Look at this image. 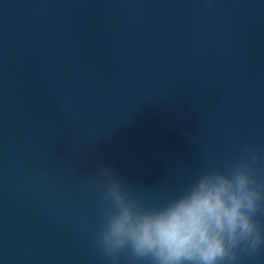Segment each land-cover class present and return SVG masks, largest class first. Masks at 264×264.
I'll list each match as a JSON object with an SVG mask.
<instances>
[{
	"label": "water",
	"instance_id": "obj_1",
	"mask_svg": "<svg viewBox=\"0 0 264 264\" xmlns=\"http://www.w3.org/2000/svg\"><path fill=\"white\" fill-rule=\"evenodd\" d=\"M249 150L264 184V0H0V264H111L103 167L156 208Z\"/></svg>",
	"mask_w": 264,
	"mask_h": 264
},
{
	"label": "clouds",
	"instance_id": "obj_2",
	"mask_svg": "<svg viewBox=\"0 0 264 264\" xmlns=\"http://www.w3.org/2000/svg\"><path fill=\"white\" fill-rule=\"evenodd\" d=\"M249 151L246 162L203 171L156 208L131 199L103 167V200L110 209L102 219L99 250L111 264L121 253L129 264H240L241 254L264 250V226L257 218L264 214V184L251 172L261 157Z\"/></svg>",
	"mask_w": 264,
	"mask_h": 264
}]
</instances>
